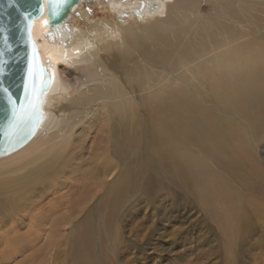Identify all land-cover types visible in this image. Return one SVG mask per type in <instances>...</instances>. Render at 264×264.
Here are the masks:
<instances>
[{"label": "bare ground", "instance_id": "obj_1", "mask_svg": "<svg viewBox=\"0 0 264 264\" xmlns=\"http://www.w3.org/2000/svg\"><path fill=\"white\" fill-rule=\"evenodd\" d=\"M101 10L107 16L88 24L83 9L72 30L50 28L46 12L33 22L52 85L36 135L0 158V264L47 224L45 254L60 258L50 247L72 224L74 258L95 264L96 227L120 240L118 218L131 209L119 201L126 191V205L143 199L153 182L151 195L177 185L235 222L239 190L264 197L255 186L264 167L249 144L264 143V0H154L126 20ZM232 113L245 117L250 142Z\"/></svg>", "mask_w": 264, "mask_h": 264}, {"label": "rangeland", "instance_id": "obj_2", "mask_svg": "<svg viewBox=\"0 0 264 264\" xmlns=\"http://www.w3.org/2000/svg\"><path fill=\"white\" fill-rule=\"evenodd\" d=\"M152 1L154 0H82L65 24L69 25L70 30L77 26L73 20L82 17L83 9L89 10V16L82 18L81 23L89 24L97 17H106L105 12L108 11H102L103 6L116 9L120 13V19L126 20L133 12L141 13V9ZM205 9L206 4L203 3L201 14L207 12ZM62 74L65 79L68 76L71 79L75 77V73L63 72ZM231 119L237 124H246L245 117L237 113H232ZM242 127L243 133L250 142L248 125H242ZM255 141L260 147L252 142L249 144L256 148L255 158L264 167V143H261L258 137ZM152 184V186L147 184L150 188H147L149 189L148 192L146 190L147 193L143 192L146 196H143V199L139 198L130 205H126V191L123 200L119 201L117 206H120L121 210L131 209L127 217H122L124 220L118 218L122 224L118 226L120 233L122 232L120 240L115 238V232L112 236L109 234L107 238H104L102 234L105 231L101 233L98 229L101 226L96 227V238L93 243L95 264H264V197L259 196L255 189L245 186L243 192L239 190L244 209L243 216L237 215L235 222L232 215L227 216L225 218L227 220L223 219L219 213L207 206L200 196L179 189L177 185H173L174 187L168 185L169 188H166V191L156 193L155 196L151 195L150 191L157 188L156 182ZM255 184L258 185H255L256 188H260L264 186V180L258 178ZM120 214L122 215V211ZM255 214L258 217H252ZM233 222L234 227L231 226ZM235 225L238 231V234L235 233L236 236L233 231ZM72 226V224H65L66 236L62 237L55 248L50 247L53 253L55 251L61 253L60 258L50 257V253L45 254L52 231V224H47L41 238L30 243V246L27 243L29 247L27 253L18 255L10 264H15L25 257L26 262L28 261V263L25 262L26 264H78L73 255L75 235L71 233ZM25 231L26 229H23L21 232ZM126 243L129 247H124ZM111 245H115L114 250ZM1 249L3 248L0 247Z\"/></svg>", "mask_w": 264, "mask_h": 264}, {"label": "water", "instance_id": "obj_3", "mask_svg": "<svg viewBox=\"0 0 264 264\" xmlns=\"http://www.w3.org/2000/svg\"><path fill=\"white\" fill-rule=\"evenodd\" d=\"M82 0H0V158L26 145L44 119L52 85L32 29L46 12L50 28L69 21ZM4 89H7L5 92Z\"/></svg>", "mask_w": 264, "mask_h": 264}, {"label": "snow or ice", "instance_id": "obj_4", "mask_svg": "<svg viewBox=\"0 0 264 264\" xmlns=\"http://www.w3.org/2000/svg\"><path fill=\"white\" fill-rule=\"evenodd\" d=\"M9 3L13 8H15L18 4V0H9ZM4 91L6 92L7 89H4Z\"/></svg>", "mask_w": 264, "mask_h": 264}]
</instances>
